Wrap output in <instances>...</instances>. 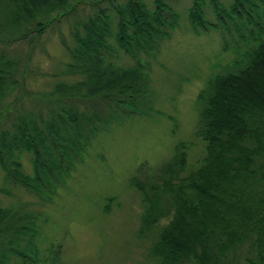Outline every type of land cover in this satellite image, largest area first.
I'll return each mask as SVG.
<instances>
[{
	"label": "trees",
	"instance_id": "1",
	"mask_svg": "<svg viewBox=\"0 0 264 264\" xmlns=\"http://www.w3.org/2000/svg\"><path fill=\"white\" fill-rule=\"evenodd\" d=\"M190 1L192 33L220 34L230 59L196 98L197 166L178 142L150 177L131 179L141 231L169 220L150 249L157 264H264V0ZM180 18L170 0H0V194L13 198L0 207V264H63L60 243L39 247L48 220L14 190L51 204L100 136L155 110L144 58ZM49 32L68 60L34 92L26 79Z\"/></svg>",
	"mask_w": 264,
	"mask_h": 264
},
{
	"label": "rangeland",
	"instance_id": "2",
	"mask_svg": "<svg viewBox=\"0 0 264 264\" xmlns=\"http://www.w3.org/2000/svg\"><path fill=\"white\" fill-rule=\"evenodd\" d=\"M190 2L170 0L181 15L180 25L153 55L144 58L149 65L146 71L155 110L100 136L65 186L58 188L51 204L39 205L25 189L14 190L15 198L32 203L41 219L48 220L42 223L39 247H47L51 241L60 243L63 264H157L150 249L169 220L141 231L143 202L131 179L150 177L169 162L178 142H184L188 149V170L197 166L205 151L203 142L193 135L198 121L196 98L207 78L230 59L222 51L220 34L192 33L185 14ZM221 2L228 4L230 0ZM61 31L59 34L69 41L68 29ZM59 34L49 32L41 38L26 79L29 90L48 91L57 79L55 72L67 62ZM122 62L133 64L125 55ZM23 166L31 173L27 157ZM2 177L0 171V187ZM12 201L0 194V207Z\"/></svg>",
	"mask_w": 264,
	"mask_h": 264
}]
</instances>
